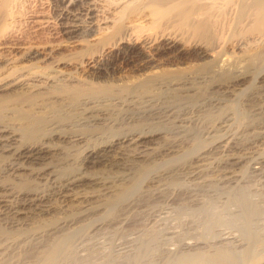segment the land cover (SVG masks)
<instances>
[{
	"label": "bare ground",
	"instance_id": "1",
	"mask_svg": "<svg viewBox=\"0 0 264 264\" xmlns=\"http://www.w3.org/2000/svg\"><path fill=\"white\" fill-rule=\"evenodd\" d=\"M146 12L150 17V23L130 26L125 24ZM177 18L186 27V31L183 30L187 32L185 35L189 32L193 37L191 40L188 38L187 43L181 42L185 36L184 32L180 31L181 34L183 33L181 37V34L175 33V29L172 32L168 28L169 24L166 25V22ZM211 30L216 38H213V42H203L200 35L209 33L208 31L211 32ZM94 34L100 36L94 40L89 39V36ZM212 35L211 37L215 36ZM64 41L82 43L79 54L82 52L85 56L91 55V74L93 73L95 78L98 77V81L93 82L94 80L89 81L74 75L75 71L72 72V70L77 65H74L72 70L67 67L66 72L59 70V65L68 66L71 60L63 55H56L58 45ZM229 43L234 44L235 48H239L241 52L228 53L225 48ZM0 45L8 47V52L21 49L20 58L26 63L16 64L13 69L10 68L5 73L4 68L13 61V58L11 61L10 58H3L0 55V175L4 179L0 182V215L2 218L3 215L7 219L10 218L9 226L0 224V264H264V239L253 227L254 217L258 218L263 210L261 211L257 201L251 199V193L248 191L250 195L248 194L247 188H237L238 190L230 195L231 198H228V201L225 200L222 205L223 208L228 203L231 204L230 202L237 204L239 212L236 211L237 217L234 215L236 218L233 216V221L240 220L243 224L240 232H237L238 228L235 231L232 228L233 225H230L234 222L228 224V219L221 215L223 211L219 208L221 205L218 207V204H209V196L208 199L204 198L205 196H199L200 194H195L196 190L193 194L192 191L190 194L186 192L185 196L176 193L167 195L164 191L163 194L156 192L155 196V191L162 193L166 186L160 187L154 184L155 191H152L155 197L144 194V191V193L141 192L143 188L139 192L137 189L142 182L147 181L146 183L151 185L164 173L167 174L166 169L159 170L156 164L146 162L158 151L151 147L152 145L146 146L143 141L147 139L145 137L153 136L156 130L155 132L154 130L145 131L144 127L140 128L137 122L128 127L125 126L127 129L118 130L120 126L113 125L115 118L108 117L110 107L119 102L125 104L153 100L154 96L159 94L161 96L162 93L167 92L175 97V102L187 99L197 89V83H192L190 80L195 76H199V79L209 77L212 81L213 79L218 82L223 81L222 83L210 82L214 86L217 85V88L224 86L222 92L225 88L234 86L247 77L252 78L250 83L264 82V0H0ZM176 45H179L176 49L181 52L190 53L189 48H191L193 55L196 54L204 59L202 63L197 64L198 67L195 65L197 71L194 74L186 78L179 77L182 83H178L180 79L178 81L172 79L174 83L170 81L157 83L165 74L162 77L156 74L141 79L137 77L131 81L127 79H125L127 81L124 79L121 81L116 78L120 82L114 77L116 82L105 78L110 74L109 69L112 70L118 61V55H121L122 60L130 61L134 60L135 53L141 54V58H136L137 61L140 59L147 62L154 55L153 50L168 49ZM107 47H111L112 51H106ZM46 60L44 65L39 63ZM143 65L146 66V64ZM99 77L104 82H99ZM23 96L26 97L20 99ZM221 98L216 96L213 99L215 104L220 102L221 105ZM6 101L11 102L7 107L4 106ZM211 103L214 104V101ZM171 106L174 105L169 107ZM163 107L165 109V106ZM169 109L171 115L177 111L175 108ZM107 113L109 115L106 116ZM183 116L174 115V118L177 117L176 126L181 127V130H184L187 125ZM239 118L243 117L236 115L235 112L223 110L222 114L220 113V116L218 115L212 122L209 121L211 123L208 122L205 128V131L210 133L209 136H212L210 138L214 137L210 139V142L196 141L188 147L186 153L182 154L183 151L177 155L174 153L169 161L165 159L169 163L171 161L170 164L168 163L171 170L184 166L186 163L184 157L188 155L190 158L195 157L201 160V163L199 162L194 167L196 169L192 170L193 174H196L195 178H199L196 181L193 180L195 181L193 187L200 188L208 185L210 187L209 182L212 179L207 180L209 176L201 178L199 172H203L206 167L204 160L208 157L207 153L218 150L224 156L222 161L225 166L223 167L228 166L225 168L227 174L226 176L223 174L224 177L236 185L239 178L234 177L235 172L232 167L235 168V165L242 161V157L237 155L238 152L234 154L235 151L231 150L234 136L230 134L225 137L223 134L228 130L237 129L238 125L240 127L242 124L235 125ZM253 121L242 122L246 126H251L257 123ZM130 122L132 123L133 120ZM99 127H104L106 131L109 129L111 136L104 138L105 131L98 130ZM259 127V131L254 127L257 131L255 132L264 135V123H259ZM180 134L184 133L180 132ZM50 144H54V155L57 156L53 167L41 160L43 153L49 152L50 149L46 146ZM116 147H120L119 151L132 150L131 154L133 153L143 162L128 166L129 171L133 167V174L127 178V181L118 178V181L108 183L105 196L103 195L104 205L103 203L100 206L92 205V202H88L90 195L86 191L82 192L83 190H80V193L75 187L80 186L84 179L97 184L111 182L112 177L107 179L106 176L97 174L91 176L85 168L87 163L110 161L109 158L114 155L112 151ZM254 159L258 165L254 164L255 168L252 172L255 174L264 172L262 171L264 142L259 144L257 156ZM158 165L161 164L158 163ZM127 170L125 174L129 172ZM223 175H220L221 178ZM136 190L138 192H135ZM261 193L263 194V191ZM49 196L63 200L62 208L69 211V213L66 212L69 216L65 214L66 217L36 229L17 228L16 220L19 221L20 216H25L26 219V216H29L30 212L34 214L35 210L39 214L49 210L48 206L43 205V201ZM66 197H70L69 202H64ZM158 200L162 205L153 208L154 205L150 202L157 201L158 204ZM208 204L209 207H207ZM102 205L104 214L100 220L89 224L90 227L84 226L82 222L79 223ZM230 209L229 206L227 210ZM146 214L151 216L154 222L150 221V224H147L148 221L138 222V219ZM168 218L177 220L174 219L175 221L171 222ZM164 219L170 222H165ZM162 220L165 223L160 222ZM113 223H117V226L112 227ZM128 223H133V227H129L130 229L125 231L126 234L123 233L115 238L113 232L117 234L120 226L128 225ZM72 224L76 225L72 226ZM159 224L162 226L159 227ZM14 225L16 227H12ZM112 228L114 229L110 230ZM97 233L100 236L93 240L92 236L95 234L97 236Z\"/></svg>",
	"mask_w": 264,
	"mask_h": 264
},
{
	"label": "rangeland",
	"instance_id": "2",
	"mask_svg": "<svg viewBox=\"0 0 264 264\" xmlns=\"http://www.w3.org/2000/svg\"><path fill=\"white\" fill-rule=\"evenodd\" d=\"M178 19V18H177ZM175 19V20H177ZM168 21L166 22L165 24L168 25V28L174 32L175 30V33H177L178 35L181 34V32H184L186 31V27L183 23H181L180 19H178L177 21ZM180 21V22H179ZM150 23V17L149 15L147 14V12L142 15L141 17L137 18V19H134L133 21H127L125 22V24L127 26H130V25H134V24H148ZM172 24V25H171ZM171 25V26H170ZM173 29H172V28ZM175 29V30H174ZM184 30V31H183ZM181 31V32H180ZM180 32V33H178ZM209 33H205V34H202L200 35V38L201 40H204L203 42H213L214 39L216 38V35L215 33H213V31L211 30V32L213 33V35H215L214 37H211L212 33L210 31H208ZM185 33L187 32H184V35ZM211 33V34H210ZM183 34V33H182ZM182 34L180 35L182 37ZM188 32V35L186 34L182 40L184 41H181L182 43H187L189 40L188 38L191 40L193 37L192 35ZM212 35V36H213ZM100 35L99 34H94V35H91L89 36V39L91 40H94V39H97ZM191 36V37H189ZM209 38V39H208ZM214 38V39H213ZM186 39V40H185ZM186 41V42H185ZM162 42V41H160ZM232 43H229L226 45V51L228 53H240L241 50L239 48H235V45L232 44ZM82 43H80L79 41H64L61 45H58L59 48L56 50V55H63L65 57H68V58H71L68 59L70 60V65L68 64V66H62L63 64L59 65V70L61 71H68V68L72 70V68H74L75 66L74 65H77L73 70L72 72H74L73 74L76 75L77 77L79 78H83L85 80H91L93 82L98 81V77L95 78L96 76L93 75V73L91 74L92 72V68L90 67V64H92V62L90 61V59H92V57L90 58L89 54V59H88V56L86 55H83L82 52H80L79 54V51H81V46ZM8 47H1L0 45V55H2L3 58H10V60L12 61V58H13V61L11 63H9V65H7L4 69H5V73L7 71H9V69H13V67L17 64V65H23V64H26L24 60H22L20 57V53H21V49H18L17 51L13 50L14 52H8L9 51V48L7 49ZM80 48V49H79ZM173 48V49H172ZM176 48H179V45H176L175 47H171V48H168V49H159L157 51V49H155V51L153 50V56L152 58L149 60V61H141L140 59H137L136 58H141V54L139 55H136V53L133 55V59L134 60H122L121 59V55H118L119 59L118 61L116 62V64L114 65V67H112V70L111 68L109 69V75L105 76V78L109 79V80H112V82H120L119 79L122 81L123 79H127L128 81L131 79H141V78H144V77H148V75H152V76H156L157 75H160L161 77L165 74V76H163V79L160 80L159 82L157 81V83H168L170 81V83H174V81H178L180 79V81H178V83H182L181 82V78L179 77H182V78H186L188 77V75H192L194 74V72L197 71L196 69V66L197 64L199 63H202V61L204 60L203 58H200L198 55L196 56V54L193 55V53H191L193 50L191 48H189V51L190 53H186L185 51L181 52L180 50L176 49ZM188 49V48H187ZM172 50V51H171ZM192 50V51H191ZM106 51L108 52H111L112 51V48L111 47H107L106 48ZM80 55V56H79ZM82 55V56H81ZM187 55V56H185ZM190 57H189V56ZM78 56V57H77ZM85 56V57H84ZM140 56V57H138ZM182 56V57H181ZM82 57V58H81ZM135 57V58H134ZM75 58H76V61H75ZM74 59V60H73ZM121 59V60H120ZM86 60V61H85ZM89 60V61H88ZM140 60V61H139ZM81 61V62H80ZM47 62L46 61H42V62H39L41 63L42 65H44L45 63ZM81 64H80V63ZM87 62V63H86ZM124 62V63H123ZM139 62H142L139 64ZM72 63V64H71ZM89 63V64H88ZM119 63V64H118ZM121 63V65H120ZM13 66H12V65ZM143 64H146L143 65ZM73 67H72V66ZM118 65V66H117ZM135 65V66H134ZM11 66V67H10ZM61 66V67H60ZM117 66V68H116ZM198 67V65H197ZM64 69V70H63ZM66 69V70H65ZM69 70V71H71ZM78 70V71H77ZM81 70V71H80ZM91 70V71H90ZM113 71V72H112ZM188 71V72H187ZM185 72V73H183ZM190 72V73H189ZM199 72V71H198ZM79 73V74H78ZM88 73V74H87ZM89 73L91 75H89ZM199 73H203V72H199ZM171 74V75H170ZM110 75H113V76H110ZM144 75V76H142ZM147 75V76H145ZM178 75V76H177ZM185 75V76H184ZM197 75V74H196ZM85 76V77H84ZM95 76V77H94ZM110 76V77H109ZM133 76V77H132ZM170 76V77H168ZM172 76V77H171ZM112 77V78H111ZM113 77L116 79V78H119V79H116V81H114L115 79H113ZM150 77V76H149ZM167 80H165V78ZM177 77V78H176ZM95 78V79H94ZM111 78V79H110ZM122 78V79H121ZM201 78V77H200ZM173 79V80H172ZM176 79V80H175ZM205 79V81H204ZM204 79H199V76H195V78H190V80H192V83H197L196 84V88L194 90V92L187 97V99H181L180 100H176L177 102H175V97L173 96H170L169 92L167 93H162L161 96L159 95H156L154 96V99L152 100H146V101H142V102H132V103H116L115 105H112V107H110V109L108 110L109 111V114L107 113V115H109L108 117H110V119L112 117V119H114V123L113 125H115L114 127L117 126H120L118 130H120L121 128H125L127 129L126 127H128V125H132L133 123L137 122L139 123L138 126H142V128L145 130V131H148V130H156V132L153 134V136H148V137H145L147 138L146 140H144L143 142L146 144H148V146L152 145L151 147H154L158 152L153 156V158L151 159H148L149 161H146V162H150V163H153V164H156V167L159 168V170H163V169H166L167 170V174L164 173L163 176L165 175V177L163 176H160L161 178L156 181V182H153L151 185L150 183H146L147 181H144L142 182L140 185H139V192L141 191L140 189H145L141 192H143L144 194H147L148 196L150 197H155L157 195V193H160V194H163V191L165 193L168 194H178V195H182V196H185V194L187 195L191 193L192 191V194L195 192L194 190H196L195 194H200L199 196H205L204 198L207 197L208 199V196H209V199H208V203L209 204H218L217 206L220 207L219 208H222V205L225 203V200L228 201L227 199L228 198H231L230 195H232L234 192H236L239 188H244L246 189V191L248 192V194L251 196V199L254 200L259 206H261V211L263 210L264 211V181H262L263 179V175H264V172H260V173H256L255 172L253 173L252 169L255 168V165L257 163H255V156H257V151L259 149V144L263 143L264 142V135L259 133L257 134L256 132L259 131L260 127H259V123L262 124L264 123V82H259V83H250L252 82V78H246V79H243L241 81H238V83L234 84V86H229L227 88H225V90H223L222 92V89H224L223 87L221 88H217L216 86H214L213 84L211 83H215V81L217 83H222L223 81H217L216 79H213V81L211 80V78L209 77H206ZM210 81H209V80ZM123 80V81H124ZM125 80V81H127ZM208 80V81H207ZM220 80V79H218ZM250 80V81H249ZM163 81V82H162ZM99 82H104L102 80V78L99 77ZM107 82V81H105ZM187 82H189L187 80ZM211 82V83H210ZM240 82V83H239ZM242 82V83H241ZM156 83V82H155ZM210 83V84H209ZM258 84V85H257ZM240 85V86H239ZM209 87H212V88H209ZM218 90H216V89ZM210 89H212V91H210ZM220 89V90H219ZM228 89V90H227ZM217 92H216V91ZM232 90H235V91H232ZM210 91V92H209ZM230 91V92H229ZM232 91V92H231ZM239 91V92H238ZM221 92V93H220ZM236 92V93H235ZM218 93V94H217ZM169 94V95H168ZM212 94V96H211ZM215 94V95H214ZM222 94V95H221ZM226 94V95H225ZM234 94V95H233ZM208 95V96H207ZM209 95L211 97H209ZM159 96V97H158ZM222 97L221 100V105H220V102H217L215 104V100H213L215 97ZM228 96V97H227ZM26 96H23L22 98L20 99H23L25 98ZM161 97V99H160ZM167 97V98H166ZM168 97H171V98H168ZM226 97V98H225ZM153 98V97H152ZM157 98H158V101H157ZM164 98V99H163ZM212 98V99H211ZM146 99V98H144ZM171 99H172V103L170 104L171 102ZM178 99V98H176ZM206 99V100H205ZM209 99V100H208ZM211 99V100H210ZM225 99V100H224ZM247 99V100H246ZM162 100V101H161ZM170 100V101H169ZM174 100V101H173ZM165 101V102H164ZM181 101V102H180ZM201 101V102H200ZM209 101V103H208ZM214 101V104L211 103ZM224 101V102H223ZM146 102V103H145ZM156 102V103H155ZM164 102V103H163ZM10 101H6L4 103V106L7 107L8 105H10ZM137 103V104H136ZM142 103V104H141ZM147 103H149L147 105ZM167 103V104H166ZM187 105H186V104ZM212 106H211V104ZM226 103V104H225ZM121 104L123 106H121ZM141 105V106H138V105ZM153 104V105H152ZM159 104V105H158ZM163 105L165 106V109L163 106H160V105ZM176 104V105H175ZM184 106L182 108V105ZM203 104V105H202ZM217 104L219 106H221V108H219V106H217ZM118 105V106H117ZM133 105V106H132ZM167 105V106H166ZM170 105H174V106H171L169 107ZM177 105L180 107H177ZM181 105V106H180ZM186 105V106H185ZM225 105V106H224ZM121 106V107H120ZM145 106V107H144ZM152 108H151V107ZM155 106V107H154ZM159 106V107H158ZM177 109H176V107ZM259 106V107H257ZM143 107V108H142ZM173 107V108H172ZM187 107V108H186ZM216 107V108H215ZM226 107V108H225ZM115 108V109H114ZM133 108V109H131ZM146 108V109H144ZM149 108V110H148ZM151 108V110H150ZM165 111H163V109ZM176 109L177 111L180 110V111H175L172 113V115L170 114V109ZM153 109V110H152ZM168 109V110H166ZM185 109V110H184ZM222 109V110H221ZM257 109V111H256ZM138 110V111H137ZM155 110V111H154ZM160 110V111H159ZM184 110V111H183ZM223 110H229L231 112H235L236 115H240L244 118L241 119L239 118V121L237 122L236 121V124L239 123V124H242L237 126L238 128H234V130H228L227 132H225L223 135L225 137H228L230 134L233 135L234 137V140H232L231 142V150L232 152H234V154H236L237 152V155H241L242 157V161L238 164L235 165V168L234 166L232 167L233 169V172H235V176L234 177H238L239 178V181L238 183L235 185L234 183H230L226 177H224L223 174H227L225 168H227L228 166L226 167H223V165L225 166V163L222 161L224 159V156L221 154V152H218V150H211L207 153L206 156H208L204 161H205V169L203 170V172H199L200 173V177L201 178H207L209 176V178L207 180H211L209 182L210 184V187L208 186H205V187H200V188H203V189H200V188H197L196 186H194V182L196 180H198L199 178H195L196 174H193L192 170L196 169L194 168L195 166L198 165V163L201 161V160H197L195 157L193 158H190L189 155L188 157H184L186 159L185 162V165L177 168V170L175 169H172L171 170V166H169L170 163L167 162L171 159L172 157V154L176 153L175 155L177 154H184L186 153L185 151L187 149H189L188 147H191L192 144H194L196 141H202V143L204 142H210L211 140L210 139H213V138H210L212 136H209L210 133H207L205 130L206 126L212 122V120H214L218 115L220 116V113L222 114ZM233 110V111H232ZM123 111V113H122ZM136 111V112H135ZM159 111V113H158ZM259 111H262L261 113ZM112 112V113H110ZM163 112V113H162ZM165 112H169V114L165 113ZM180 112V113H179ZM187 112V113H186ZM121 113V114H120ZM128 113V114H127ZM159 115H158V114ZM176 113V114H175ZM183 113V114H182ZM259 113V114H258ZM113 114H115L113 116ZM120 114V115H119ZM153 114V115H152ZM157 114V115H155ZM180 115V116H187V117H184L183 116V120H185V125L187 123V125L185 126V129L181 130L180 128L181 127H177L176 126V123H177V117L174 118V115ZM263 114V116H262ZM130 115V116H129ZM131 115H133L131 117ZM161 115H163V117L161 118ZM169 115V116H168ZM66 116V115H65ZM133 122L131 123L130 120ZM145 116V117H144ZM252 116V117H251ZM261 116V117H260ZM71 117V116H70ZM121 117V118H119ZM157 117V118H156ZM169 117V118H168ZM171 117V118H170ZM173 117V119H172ZM258 118V119H252V118ZM260 117V119H259ZM263 117V118H262ZM117 118V119H116ZM152 118V119H151ZM156 118V119H155ZM164 118V119H163ZM188 120H187V119ZM262 118V120H261ZM151 119V120H150ZM160 119V121H159ZM247 119V120H246ZM251 119V120H250ZM118 120V121H117ZM127 120V121H126ZM156 120V121H155ZM187 120V121H186ZM246 120V121H245ZM249 121H253V123H255L254 125H248L246 126V124L244 122H248ZM10 121H13V120H10ZM106 121V120H105ZM116 121V122H115ZM162 121V123H161ZM164 121V122H163ZM211 121V122H209ZM244 121V122H241ZM15 122V121H14ZM156 122V123H155ZM175 122V123H174ZM209 122V123H208ZM13 123V122H12ZM131 123V124H130ZM155 123V124H154ZM206 123V124H205ZM244 123V125H243ZM164 126H163V125ZM258 124V126H257ZM157 125V126H156ZM122 126V127H121ZM126 126V127H125ZM169 126V127H168ZM257 126V127H256ZM168 127V128H167ZM173 127V128H172ZM252 127V128H251ZM257 131H256V129ZM100 129L98 130H104L105 132H103L105 135L104 138H107L108 136H111V133L109 131V129H106L104 127H99ZM102 128V129H101ZM104 128V129H103ZM118 128V127H117ZM151 128V129H149ZM165 128V129H164ZM179 128V129H178ZM123 129V130H125ZM179 131H178V130ZM259 129V130H258ZM178 132H176V131ZM187 130V131H186ZM109 131V132H108ZM256 131V132H255ZM180 132L183 134L181 135ZM253 132V133H252ZM206 133L208 135H206ZM180 134V135H179ZM260 136V137H257L256 136ZM261 134V135H260ZM174 135V136H173ZM179 135V136H178ZM183 136V137H182ZM206 136V137H205ZM208 136V137H207ZM262 136V137H261ZM144 138V139H145ZM177 138V139H176ZM173 139V140H172ZM176 139V140H175ZM205 140V141H204ZM236 140V141H235ZM263 140V141H262ZM173 141V143H172ZM177 141V142H176ZM234 141V142H233ZM54 142V140H53ZM179 142V143H178ZM175 143V144H174ZM177 143V144H176ZM169 144V146H168ZM174 144V145H173ZM234 144V145H233ZM236 145V147H235ZM168 148V149H166ZM168 146V147H167ZM172 146V148H171ZM158 147V149H157ZM162 147V148H161ZM176 147V148H175ZM46 148H49V152H45L43 153V157H42V161L43 162H47V164L49 166H54V160L56 161V158L57 156L54 155V144H50V145H47ZM120 147H116L115 150H113V154L112 156H110L109 160L110 161H102V162H97V163H87L86 164V168L85 170L87 171L88 174H90L91 176L92 175H101V176H106L107 179H109L110 177H112L113 180H111V182H107V183H92L90 181H88V179H84L82 181L81 184H79L80 186H76L75 189L78 191H82V192H87V194H89L90 196H88V202H92L91 204L92 205H97L99 204V206L101 205V203H103V201L105 202L104 200V196H105V192L107 190V185L109 184H112V182L115 180V181H118L117 179L121 178V180H124V181H127V178H129L130 175L133 174V170L132 168L130 169L129 171V165L132 164V165H137L138 163L137 162H143V161H140L138 159V157H136L133 153L131 154V152H133L132 150H128V149H122V150H118ZM171 148V149H170ZM174 148V149H173ZM235 148V149H233ZM128 150V151H127ZM168 150V151H167ZM176 150V151H175ZM230 150V152H231ZM123 151V152H122ZM124 151H127L126 153H124ZM130 151V152H129ZM165 151V153L163 152ZM111 152V153H112ZM125 155H124V154ZM128 153V154H127ZM130 153V154H129ZM159 153V154H158ZM161 153H164L161 155ZM122 154V155H121ZM256 154V155H255ZM118 155V156H117ZM127 155V156H126ZM249 155V156H248ZM124 156V157H123ZM253 156V157H252ZM126 157V158H125ZM174 157V155H173ZM118 158V159H117ZM124 158V160H123ZM133 158V159H132ZM136 158V159H135ZM169 158V159H168ZM182 158V157H181ZM188 158V159H187ZM190 158V159H189ZM223 158V159H222ZM165 159L167 161H165ZM253 161H252V160ZM112 160V162H111ZM114 160V161H113ZM119 160V161H118ZM135 161L134 163H132L133 161ZM137 160V161H136ZM153 160V161H152ZM123 161V162H122ZM127 161V162H126ZM165 161V162H164ZM188 161V162H187ZM197 163H196V162ZM213 161V162H212ZM220 163H219V162ZM111 162V164H110ZM119 162V163H117ZM126 162V163H125ZM145 162V163H146ZM161 162V163H160ZM203 162V161H202ZM211 162V163H210ZM105 163V164H104ZM129 163V164H128ZM137 163V164H136ZM161 164V165H158ZM169 163V164H168ZM201 163V162H200ZM216 163V164H215ZM115 164V165H114ZM168 164V166L166 165ZM195 164V165H194ZM207 164L209 165L207 167ZM222 166H221V165ZM255 164V165H254ZM258 165V164H257ZM110 166V167H109ZM188 166V168H187ZM246 166V167H245ZM253 166V167H252ZM106 167V168H105ZM238 167V169H237ZM123 168V169H122ZM168 168V169H167ZM170 168V169H169ZM245 168V169H243ZM247 168V169H246ZM126 169H128L127 171V174L126 173ZM184 171H182V170ZM189 169V170H187ZM215 169V170H214ZM220 169H223V170H220ZM242 169V170H241ZM174 170V171H173ZM225 170V171H224ZM236 170V171H235ZM238 170V171H237ZM251 172H250V171ZM264 170V165H263V169L262 171ZM189 171V172H188ZM221 171V172H220ZM225 173H224V172ZM119 172V173H118ZM121 172V173H120ZM187 175H186V174ZM237 173V175H236ZM239 173V174H238ZM241 173V174H240ZM250 173V174H249ZM252 173V174H251ZM170 175V176H169ZM215 175V176H214ZM220 175H223L222 178ZM252 175V176H251ZM254 175V176H253ZM184 176V177H183ZM203 176V177H202ZM220 176V178H219ZM246 176V177H245ZM259 176V177H258ZM260 176L262 178H260ZM2 176L0 175V178ZM109 177V178H108ZM115 179H114V178ZM213 177V178H211ZM217 177V178H216ZM219 178V181L217 180ZM254 178V179H253ZM189 181H188V180ZM244 179V180H243ZM250 179V180H249ZM4 179L3 177L0 179V182H2ZM146 180V179H145ZM187 180V181H186ZM195 180V181H193ZM243 180V181H242ZM179 181V182H178ZM192 181V182H191ZM213 181V182H212ZM258 181V182H257ZM175 182V183H174ZM225 182V184H224ZM109 183V184H108ZM173 183V184H172ZM178 183V184H177ZM183 183V185H182ZM185 183V185H184ZM244 183V184H243ZM253 183V184H252ZM106 184V185H105ZM147 184V185H146ZM157 185V186H160V187H165L163 190H162V193L161 191H155V187L154 186ZM176 184V185H175ZM216 185V187L214 185ZM222 184V185H221ZM228 184V185H226ZM230 184V185H229ZM232 184V186H231ZM250 184V185H249ZM149 185V186H148ZM164 185V186H163ZM170 185V187L168 186ZM235 185V186H234ZM249 185V186H248ZM254 185V186H253ZM263 185V186H262ZM151 186V187H150ZM173 186V187H172ZM179 186V187H178ZM187 186H189V188H187ZM229 188H228V187ZM253 186V187H252ZM258 186V187H257ZM104 189H103V188ZM186 189H185V188ZM215 187V188H214ZM233 187V188H232ZM250 187V188H249ZM252 187V188H251ZM150 188V189H149ZM183 188V189H182ZM231 188V189H230ZM236 188V189H235ZM238 188V189H237ZM106 189V190H105ZM179 189V190H178ZM191 189V190H190ZM199 189V190H198ZM213 189V190H212ZM226 189V190H225ZM135 191V192H138V191ZM148 190V191H147ZM154 190V191H152ZM168 190V191H167ZM170 190V191H169ZM178 190V191H176ZM187 190V191H185ZM209 190V191H208ZM222 190V192H221ZM80 191V193H81ZM173 191V193H172ZM176 191V192H175ZM206 191V192H205ZM211 191V192H210ZM216 191V192H215ZM220 191V192H219ZM263 191V194L261 193ZM147 192V193H146ZM153 192H154V195H153ZM157 192V193H156ZM178 192V193H177ZM187 192V193H186ZM203 192V193H202ZM210 192V193H209ZM214 194H213V193ZM257 192V193H256ZM92 193H94L92 195ZM212 193V194H211ZM217 193V194H216ZM227 193V194H226ZM231 193V194H229ZM260 193V194H259ZM203 194V195H202ZM226 196H224V195ZM257 194V196H255ZM104 195V196H103ZM166 195V194H164ZM217 195V196H216ZM229 195V196H228ZM261 195V196H260ZM213 196V199L210 200V198H212ZM220 196V197H219ZM222 196V197H221ZM253 196V197H252ZM218 197V198H217ZM256 197V198H255ZM90 198V199H89ZM217 200H216V199ZM255 198V199H254ZM259 201H258V199ZM59 199V198H58ZM58 199L56 198L55 199V196L53 198V196H49V198H46L44 201H43V205L44 207H47L49 208V210L43 212V214H39V213H36L37 210H33L34 211V214L33 212H30L31 216H26V219H25V216L23 217H19V221H17V228H20V229H24V230H30V229H36V228H39L41 226H46L48 224H51L53 222H56L58 220H60L61 218L63 217H66L69 216L66 212L69 213V211L67 209H64V207L62 208V204H63V200H60L58 201ZM67 199V200H66ZM69 198H65L64 202H69L70 200ZM213 200L214 203H213ZM159 201V200H158ZM157 201L155 202H150L151 205L153 204V208H157L159 206H161L162 204H160L161 202L159 201V205L156 203ZM263 202V203H262ZM61 203V204H59ZM94 203V204H93ZM222 203V204H220ZM231 204H227L228 208H226L227 206L223 207L221 210V215H223L226 219H228V224H230L231 222H234V223H231L230 225L232 226V228L235 229V231L237 230L236 228H238L239 230H237V232H240V229H243L242 226L243 224H241L240 220H234L233 221V218L237 215L235 213L239 212V207L236 206L237 204H234V202H230ZM209 204L207 207H209ZM104 205V203H103ZM103 205L101 207H98L99 209H97L95 212H92L91 214L85 216L79 223L82 222V224L86 227H90L91 225L89 224H92L94 221L96 222V220H100L103 216V212H104V209L102 208ZM151 205H147V207H151ZM234 205V206H233ZM157 206V207H156ZM229 206H230V210L228 211L227 209H229ZM234 208H233V207ZM263 206V207H262ZM236 208V209H235ZM62 210V211H61ZM66 210V211H65ZM232 211V212H231ZM237 211V212H236ZM260 212V214L258 215V218L254 217L253 219V222H254V226L255 227V231L258 230V235L264 239V212ZM224 212V213H223ZM226 212V213H225ZM36 213V214H35ZM223 213V214H222ZM233 213V214H232ZM66 214V215H65ZM232 214V215H230ZM63 215V216H62ZM92 215V216H91ZM147 215V216H146ZM146 215H143L140 217V219H138L137 221L138 222H147V224H150V221L152 223L153 221V218L151 216H149L148 214ZM229 215V216H228ZM235 215V216H234ZM95 216V217H94ZM149 216V217H148ZM232 216V217H231ZM234 216V217H233ZM32 217V218H31ZM59 217V219H58ZM146 217V218H145ZM235 217V218H236ZM5 218V219H4ZM90 218V219H88ZM231 218V219H230ZM145 219V220H144ZM169 220H171V222L175 219H171V218H168ZM168 219H164L165 222H168L169 220ZM2 220V221H1ZM8 220V221H6ZM10 220V218L7 219V217L3 215V218L1 217L0 215V224H2L3 226H9L10 224L8 223ZM142 220V221H140ZM164 220L160 221V222H164ZM177 220V219H175ZM174 220V221H175ZM27 221V222H26ZM235 221H238V222H235ZM23 222V223H22ZM154 222V221H153ZM158 222V223H160ZM170 222V221H169ZM230 222V223H229ZM21 227H20V225ZM157 223V224H158ZM163 223H161L163 225ZM259 223L261 225H259ZM159 224L158 226L161 227L162 225ZM237 224V225H236ZM23 225V226H22ZM73 225H76V224H72ZM228 225V226H230ZM15 225L12 226V227H16ZM28 226V227H27ZM114 226H117V223H113L112 224V227ZM133 227V223H128V225H123V226H120V230H122V232L119 230L117 232V234H115L116 232H113L111 231V235L113 236L112 232L114 233V237L115 238H118L120 235H123L126 234L125 231L132 228ZM235 226V227H234ZM127 227V229H126ZM130 227V228H129ZM8 228V227H7ZM260 228V229H259ZM114 228L110 229V230H113ZM262 231V232H261ZM127 232V231H126ZM121 233V234H120ZM96 235V234H95ZM92 236L93 240L98 238L100 236V234L97 233V236ZM25 252V251H23Z\"/></svg>",
	"mask_w": 264,
	"mask_h": 264
}]
</instances>
